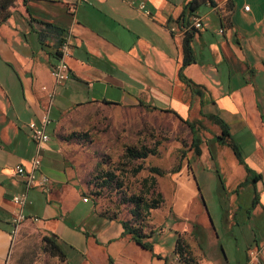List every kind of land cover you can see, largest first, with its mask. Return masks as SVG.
I'll return each mask as SVG.
<instances>
[{"label":"crops","instance_id":"0c3cea01","mask_svg":"<svg viewBox=\"0 0 264 264\" xmlns=\"http://www.w3.org/2000/svg\"><path fill=\"white\" fill-rule=\"evenodd\" d=\"M141 1L151 17L121 0H87L74 13V0H0V264L9 262L11 219L20 212L12 198L24 190L14 168L30 169L36 156L37 182L26 192L22 213L27 219L21 226L56 241L66 256L63 264H246L249 250L264 243V0L205 2L193 13L202 21L198 30L186 29L185 5L191 0ZM69 31V77L55 86L50 70ZM187 32L194 62L182 74L200 86V95L178 76ZM103 102L152 106L183 120L218 118L250 170L253 182L243 188L253 190L256 201L247 217L239 224L221 217L222 237L211 217H185L200 208L207 212L197 200L194 169L214 170L218 178L209 149L208 163L198 161L171 177L167 198L160 186L164 203L158 209L164 216L152 212L141 239L149 249L125 233L119 220L100 217L83 202L57 124L73 107ZM47 111L49 141L38 150L27 125ZM193 152L204 155L199 146ZM228 156L243 175L233 193L247 173L231 150ZM228 199L235 204L237 197ZM253 219L257 224L249 225ZM177 238L186 247L181 257L175 252Z\"/></svg>","mask_w":264,"mask_h":264},{"label":"rangeland","instance_id":"374dc122","mask_svg":"<svg viewBox=\"0 0 264 264\" xmlns=\"http://www.w3.org/2000/svg\"><path fill=\"white\" fill-rule=\"evenodd\" d=\"M198 119L192 117L187 121L193 123L196 129V135L200 139L198 146L204 154L202 157L194 155L192 135L186 123L171 111H146L144 108L90 103L73 107L61 115L57 131L65 137L71 133L88 136L89 141L82 144L63 142L65 154L75 167L76 178L83 189L81 196L86 197V202L93 205L98 213L115 214L119 219L132 217V206L120 203L122 195H139L147 199V186L154 180L159 190L160 186L164 189L167 198L172 193L171 188H168L171 186V177L182 169L192 168L198 161L208 163L209 157L205 149H209L224 187L220 185L214 170L194 169L201 195L197 200L204 203L207 214L204 216L200 208V212L192 211L185 217H211L222 237L220 218L234 217V222L239 224V220L247 217L246 214L252 207L254 192L241 187L232 193L243 175L231 163L229 148L214 142V137L220 135V128L205 118ZM126 147L135 150L154 149L156 154L128 162L122 158ZM138 165L142 169L132 175ZM149 168H158L163 174L159 176L151 173ZM113 170L119 176L121 188L102 191L95 185L99 181L97 178L102 177V172ZM229 195L237 197L235 204L229 202ZM152 212L153 217L164 216L163 209ZM140 217L149 216L140 212ZM250 224L257 223L253 219L249 221ZM21 225L22 223L13 235L8 264H63V260L51 255L46 249L36 228Z\"/></svg>","mask_w":264,"mask_h":264},{"label":"trees","instance_id":"16d2710c","mask_svg":"<svg viewBox=\"0 0 264 264\" xmlns=\"http://www.w3.org/2000/svg\"><path fill=\"white\" fill-rule=\"evenodd\" d=\"M205 2H209L211 5L213 4L211 0H191L189 1L185 5L187 16L192 15L201 6V4ZM190 30H193V29H190ZM191 34L192 33L187 32L183 38L182 49H183L184 58H183L182 67L179 70L178 76H179L180 81L184 83L185 86L188 87L192 93L196 95H200V91L198 90L200 86L196 85L195 83H193L191 80H189L182 74V68L194 62V58H193L192 50L190 46ZM103 104L106 106H113L111 105V103H108V102H103ZM136 107L144 108L146 111L155 110V111H160V112H170L169 110H162L156 107L142 105V104H139ZM124 108H127V107H124ZM200 116L202 118L209 120L211 123L217 125L220 128V135H217L214 137V142L228 147L233 153V155L235 156V158L237 159L238 163L240 165H243V168L245 172L247 173V177L243 182L239 183L237 188H241L244 185H247L248 183H252L253 181L248 178L249 177L248 175L250 174V170L244 165L243 160L240 157V153L236 145L234 144V142L231 141L230 134L227 128L225 127V125L215 116H211V115H200ZM183 122L186 123V125L188 126L191 132V135H192L191 146L197 149L200 139L196 135V129L193 123L187 120H183ZM59 138L65 144H82V143H86L89 141V138L86 134L80 135L77 133H71L66 137L59 135ZM155 154H156V150L154 149L142 148L141 150H135V149H130L126 147L124 153L122 154V158L125 159V161L133 162L136 160H142L146 158L148 155H155ZM67 159L70 161L68 156H67ZM141 169L142 167L138 165L137 167L134 168L132 175H135ZM149 171L159 176L163 174V172L158 168H149ZM101 175L102 177L100 178L99 176L97 178L99 181H97L96 182L97 184L95 185L98 186V188H100L102 191L113 189L114 187L119 188V189L121 188L122 185L118 181L119 176L115 175L114 170L102 172ZM256 179L257 177L253 178V180H256ZM218 180L220 182V185L224 187L223 183L221 182L220 175H218ZM144 182L146 183L147 180H145ZM234 192H237V189ZM147 195H148V197H146L147 199H144V197H141L139 195H129V196H126L125 194L122 195L120 203L122 204L127 203L133 208L131 211L132 217H130L129 219H119L118 217H116L115 214L110 215L109 213H98L97 211L96 212L98 213L100 217H103L109 220H119L123 228V231L125 233L130 234L133 240L137 242L138 244H140L142 247L149 249V245L146 243H143L141 239L147 236L146 234H144V230H146L149 227L148 220H149V217L151 216V212L160 208L163 205L164 198H163L162 192L158 189V185L154 180H151L149 185L147 186ZM253 201H254L253 202L254 204L256 201V198H254ZM140 212H143L146 216H149V217H140ZM42 242L46 246V249L50 252L51 255L56 256L63 261L66 260V256L64 252L62 251L60 245L56 243V241H54L51 237L43 236ZM185 248L186 247L183 244L182 240L180 238H177L176 245H175V252L181 257L186 252Z\"/></svg>","mask_w":264,"mask_h":264},{"label":"built area","instance_id":"2783aa9c","mask_svg":"<svg viewBox=\"0 0 264 264\" xmlns=\"http://www.w3.org/2000/svg\"><path fill=\"white\" fill-rule=\"evenodd\" d=\"M87 0H74L73 4L70 6V11L72 13L75 12L76 6L86 2ZM123 3L136 7L141 13H143L145 16L151 17L150 11L146 8V4L144 1L141 0H121ZM244 10H248L247 6H244ZM202 27V21L201 18L198 16L192 14L187 17L186 22V29H194L198 30ZM173 30V29H172ZM72 43H71V31L65 33L61 41L59 43V46L57 48V58L55 64L52 66L50 70V75L53 79V83L55 86L62 84L65 80L69 77V67L67 64V60L71 55L72 52ZM54 93L51 92L49 94L50 100H52ZM51 120L49 118V112L47 111L40 119L38 123L35 122H29L28 123V129L30 133L31 140L36 144L37 149L39 150L44 144H46L49 141V136L47 134V127L50 124ZM37 150V151H38ZM40 161L38 156H36L32 162L30 169H25L21 165H17L14 168V175L19 177L24 185V190L18 195H15L12 198L13 203H15L19 209L20 212L16 214L11 219V226L12 231L11 234L14 235L20 225L24 220L27 219L26 216L22 213V208L25 205L26 202V192L36 184L37 182V175L36 171L39 167ZM42 183H47L48 179L47 177H41ZM87 199L83 198V202H86ZM33 222H37V218L31 219ZM249 260L246 264H259L258 257H261L262 263L264 264V243H261L260 245L252 248L248 252Z\"/></svg>","mask_w":264,"mask_h":264}]
</instances>
